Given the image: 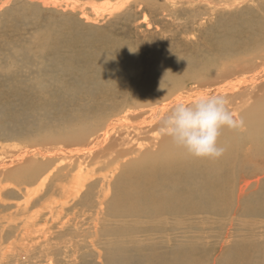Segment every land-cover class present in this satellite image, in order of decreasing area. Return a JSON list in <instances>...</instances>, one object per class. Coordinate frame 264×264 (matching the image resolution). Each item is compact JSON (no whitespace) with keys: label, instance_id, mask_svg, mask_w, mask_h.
Instances as JSON below:
<instances>
[{"label":"bare ground","instance_id":"6f19581e","mask_svg":"<svg viewBox=\"0 0 264 264\" xmlns=\"http://www.w3.org/2000/svg\"><path fill=\"white\" fill-rule=\"evenodd\" d=\"M38 1L44 6L61 5V0ZM164 1L168 12L187 9L195 18L243 8L235 16L243 28L226 33L220 39L221 50L235 58L251 53L247 63L236 58L232 67L226 65L223 75L239 79L264 69V0ZM127 3L152 7L149 0ZM93 4L95 9L100 6ZM151 4L154 10L156 1ZM61 35L53 31V40L47 43L53 59ZM90 38L95 43L96 34ZM104 48H110L108 42ZM88 49L98 51L94 46ZM70 58L52 62L53 66L76 62ZM108 60L116 62L114 57ZM36 61L48 68L40 57ZM40 76L52 81L48 73ZM113 80L91 79L103 87L100 98L95 93L86 98L71 96L73 101L88 103L75 110L72 101L67 118L58 117L51 125L46 114L37 121L38 129L58 133L41 139L52 147L28 149L8 160L0 155V260H7L0 264H75L84 255L86 262L94 256L98 264H211L210 250L237 235L217 264H264L262 227L254 230L245 219L264 218V79L259 85H242L224 94L241 124L221 130L218 143L224 152L215 159L188 155L161 134L158 123L159 115L175 104L212 94L204 84L137 113L103 105L104 98L121 89ZM243 93L252 96L244 106L238 101ZM252 183H257L256 191L249 190ZM19 196L18 203L8 200Z\"/></svg>","mask_w":264,"mask_h":264},{"label":"rangeland","instance_id":"374dc122","mask_svg":"<svg viewBox=\"0 0 264 264\" xmlns=\"http://www.w3.org/2000/svg\"><path fill=\"white\" fill-rule=\"evenodd\" d=\"M149 1L152 7L151 3L156 1L157 7L154 10L147 7L145 12V8L136 5L129 7L128 0H61L58 8L44 6L38 0H0V155L3 160L21 155L28 149L52 147V143L46 146L41 139L47 135L56 137L58 133L48 128L38 129L41 117L47 114L52 125L56 118L68 117L70 105L79 110L88 103L73 101V95L86 98L95 93V98L99 99V90L103 87L98 88L91 81L94 78L103 81L113 78L121 87L104 98L103 105L124 107L125 111L137 113L200 84H204L213 95L230 93L242 85L261 84L259 81L264 79V69L244 74L239 79L223 75L226 65L232 67L236 58L247 63L251 53H242L235 58L230 51L221 50L224 41L220 39L226 33H237L243 28V23L235 17L242 13L243 8L195 18L187 9L168 12L170 7L164 0ZM123 2L125 7L121 6ZM93 3L100 6L95 9ZM116 6L119 10L111 13ZM232 18L235 21L229 23ZM53 31L62 33L57 41L56 59L48 53L47 45L53 40ZM95 34V43H90V37ZM69 40L70 44L66 45L65 41ZM107 42L108 50L104 48ZM89 46L98 48V51L88 49ZM100 53H103L102 58H99ZM37 56L45 62L47 69L42 63L35 64ZM70 57L76 62L62 67L53 66L52 62H64ZM110 57L116 58V62H109ZM87 63L92 64L91 69L86 68ZM258 63L249 62L250 65ZM42 73H48L52 81L42 79ZM10 74L15 75V79ZM214 75L219 77L213 78ZM207 78H212V81L205 80ZM241 97L238 101L243 102V106L252 100L247 93ZM17 117L18 122H15ZM256 186L257 183H252L249 190L256 191ZM8 200L18 203L22 197ZM245 219L254 230L262 227L259 232L264 234V218L252 220L255 222ZM238 237L229 238L231 241L223 246L217 243L216 248L209 252L211 264H217ZM90 257L86 258L87 262L85 255L81 260L78 257L74 263L98 264L96 257ZM3 261L7 260H0Z\"/></svg>","mask_w":264,"mask_h":264},{"label":"clouds","instance_id":"9594fccd","mask_svg":"<svg viewBox=\"0 0 264 264\" xmlns=\"http://www.w3.org/2000/svg\"><path fill=\"white\" fill-rule=\"evenodd\" d=\"M160 132L194 158H219L221 130L236 129L238 121L222 94L200 95L191 103H177L158 117Z\"/></svg>","mask_w":264,"mask_h":264}]
</instances>
